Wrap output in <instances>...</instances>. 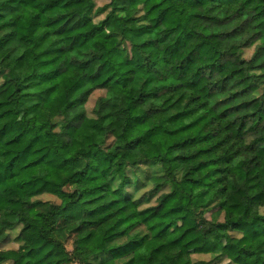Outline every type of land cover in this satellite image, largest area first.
<instances>
[{
	"label": "trees",
	"instance_id": "obj_1",
	"mask_svg": "<svg viewBox=\"0 0 264 264\" xmlns=\"http://www.w3.org/2000/svg\"><path fill=\"white\" fill-rule=\"evenodd\" d=\"M194 252L264 264V0H0V264Z\"/></svg>",
	"mask_w": 264,
	"mask_h": 264
},
{
	"label": "rangeland",
	"instance_id": "obj_2",
	"mask_svg": "<svg viewBox=\"0 0 264 264\" xmlns=\"http://www.w3.org/2000/svg\"><path fill=\"white\" fill-rule=\"evenodd\" d=\"M102 3L103 2H98V6L101 5ZM252 53H253V50H247L246 56L249 58V57H251ZM103 95H104L103 91L96 92L94 95H92V97L90 98V101H89V103L87 105V110H88L89 116H91V117L93 116L92 113H93L95 102H96V100L99 97H101ZM132 132L134 133V129L132 130ZM146 153L148 155H153L154 154V152L152 150L147 151ZM150 191H151V188L149 186H146L145 190L143 191V193L146 194V193H149ZM44 199L45 200H50V201H55V202L57 201L56 198H44ZM152 204H154V200L151 201V205ZM19 231L20 230H15V231L11 232L12 241L7 246L4 247L5 249H17L19 247L18 243H17V240H16L17 235L19 234ZM68 249L72 250L71 244L68 245ZM192 258H193L194 264H198V263H200L202 261H207V260L212 259L208 254L202 253V252L201 253L200 252H194ZM220 264H228V262L223 261Z\"/></svg>",
	"mask_w": 264,
	"mask_h": 264
}]
</instances>
